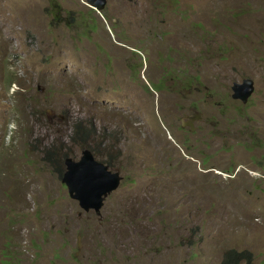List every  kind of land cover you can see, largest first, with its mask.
Masks as SVG:
<instances>
[{
	"label": "rangeland",
	"instance_id": "1",
	"mask_svg": "<svg viewBox=\"0 0 264 264\" xmlns=\"http://www.w3.org/2000/svg\"><path fill=\"white\" fill-rule=\"evenodd\" d=\"M85 4L0 0V264H264V0ZM85 149L123 176L101 216L62 182Z\"/></svg>",
	"mask_w": 264,
	"mask_h": 264
},
{
	"label": "water",
	"instance_id": "2",
	"mask_svg": "<svg viewBox=\"0 0 264 264\" xmlns=\"http://www.w3.org/2000/svg\"><path fill=\"white\" fill-rule=\"evenodd\" d=\"M104 3L105 0H97L95 4H88L100 12ZM232 89V97L246 103L254 92V80L245 78L242 82H235ZM65 165L62 182L67 186L70 197L78 202L84 212L94 211L97 216H101L106 199L119 188L123 180L121 172H111L108 166L95 160L88 149L81 152L78 161L67 158Z\"/></svg>",
	"mask_w": 264,
	"mask_h": 264
},
{
	"label": "flooded vegetation",
	"instance_id": "3",
	"mask_svg": "<svg viewBox=\"0 0 264 264\" xmlns=\"http://www.w3.org/2000/svg\"><path fill=\"white\" fill-rule=\"evenodd\" d=\"M85 1H86L85 5H87L92 10V12H95L96 14L100 15L101 17L106 16L104 12H106V6L108 4V0H105L103 8L100 12H97L93 7H91V5H89V4H95L97 2V0H85ZM197 25H199V24H197ZM198 27H200V26H198ZM159 79H158V81H159ZM158 81L156 82V84L158 83ZM160 81H161V87L163 89H166L167 91L175 83V82L170 81V84H168L169 81L162 79V78L160 79ZM195 81L200 86L202 85L198 79H196ZM193 83H194L193 81L183 82V85L186 86L185 91H183V92H185L183 94V98L189 97L192 92H200V88L198 86L193 88ZM204 97L209 98V99L213 98L209 94H205ZM186 108H187V110H185V111H189V112H188V114H187V112H185L183 114L182 120L187 119L189 124L186 127H184L185 125L183 124V128H188V130L192 134L200 133L202 135H208V136H214L215 135V133L218 130L217 115L213 114L209 118H204V116H202L201 112L199 111V106L196 105L195 102H190L186 106ZM240 116L242 117V115H240ZM249 119H251V117H249ZM208 148H209V145H208ZM108 169H109V167H108ZM110 171L113 172L112 170H110Z\"/></svg>",
	"mask_w": 264,
	"mask_h": 264
},
{
	"label": "trees",
	"instance_id": "4",
	"mask_svg": "<svg viewBox=\"0 0 264 264\" xmlns=\"http://www.w3.org/2000/svg\"><path fill=\"white\" fill-rule=\"evenodd\" d=\"M63 175L62 174V178H63ZM247 256V253H244V252H241V253H238V252H235V251H231V252H228L225 259L223 260L222 264H238L242 261H246L249 259V257H246Z\"/></svg>",
	"mask_w": 264,
	"mask_h": 264
}]
</instances>
